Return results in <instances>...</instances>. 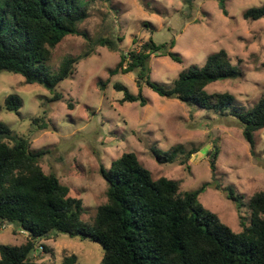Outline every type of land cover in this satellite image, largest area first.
I'll list each match as a JSON object with an SVG mask.
<instances>
[{
	"label": "rangeland",
	"instance_id": "1",
	"mask_svg": "<svg viewBox=\"0 0 264 264\" xmlns=\"http://www.w3.org/2000/svg\"><path fill=\"white\" fill-rule=\"evenodd\" d=\"M89 1L90 17L79 28L87 38L66 37L47 64L55 73L66 59L90 53L60 85L61 100L52 102L49 91L27 85L21 75L1 73L0 122L29 139L32 151L46 152L41 159L43 171L56 175L71 196L83 200L84 221L93 219L97 208L106 203L107 183L101 168L110 169L125 153H135L155 180L179 181L182 193L208 184L200 203L234 232H241V218L247 225L251 222L250 199L264 192V130L255 133L252 150L230 113L250 110L264 97V18H244L246 11L264 7V0H222L226 14L220 0H194L191 6L184 0ZM100 38L113 40L118 51L94 46ZM149 40L157 45L175 41L171 51L181 58L180 63L156 55L149 60L151 81L166 88L182 72L202 68L210 56L226 51L241 78L217 82L206 90L235 96L227 115L162 98L145 85L139 88L137 73L111 75L122 54L129 57L131 51L140 52ZM116 85L131 95H143L146 105L122 103L125 93ZM11 95L22 101L19 115L5 109ZM44 123L46 130L40 128ZM177 147L186 154L195 152L186 165H181L186 157L182 154L174 164L156 161L153 151L167 153ZM214 148L219 150L215 173L210 158ZM231 191L241 203L228 199ZM1 222L0 246H20L27 241V232ZM35 242V264H62L73 255L80 264H99L104 256L99 244L57 232Z\"/></svg>",
	"mask_w": 264,
	"mask_h": 264
},
{
	"label": "trees",
	"instance_id": "2",
	"mask_svg": "<svg viewBox=\"0 0 264 264\" xmlns=\"http://www.w3.org/2000/svg\"><path fill=\"white\" fill-rule=\"evenodd\" d=\"M184 1L190 5L194 0ZM220 7L226 14L222 0ZM89 17V0H0V74L21 75L27 85L49 91L52 102L60 101V85L75 74V67L90 53L66 59L55 73L47 64L66 37L87 38L79 28ZM244 18H264V7L246 11ZM97 45L118 51L117 44L107 38L98 39ZM174 47L175 41L157 45L149 40L140 52L131 51L129 57L122 54L110 73H137L139 88L145 85L162 98L225 117L235 105V96L206 89L217 82L241 78L239 67L226 51H220L202 68L182 72L171 88L159 86L150 79L149 60L156 55L180 63L181 58L171 51ZM115 87L125 93L122 103L146 105L143 95L134 96L120 85ZM21 108L17 96L6 99L7 112L19 115ZM230 115L241 125L244 139L253 150L255 133L264 130V97L250 110L234 109ZM40 128L46 130L48 126L44 123ZM153 153L161 165L176 163L179 154L186 156L181 161L186 165L195 154H186L179 147ZM45 154L32 151L29 139L0 122V221L29 234L20 246H0V264H35V241L49 238L52 232L99 244L104 249L99 264H264V192L250 199V224L241 218L242 231L234 232L200 203L208 184L182 193L179 181L166 177L155 180L135 153H125L110 169L101 168L107 183L106 203L97 208L93 219L84 221L83 200L71 196L56 175L43 171L41 159ZM218 155L217 148L210 153L213 173ZM228 199L240 202L233 191ZM62 264L80 263L73 255L65 257Z\"/></svg>",
	"mask_w": 264,
	"mask_h": 264
}]
</instances>
